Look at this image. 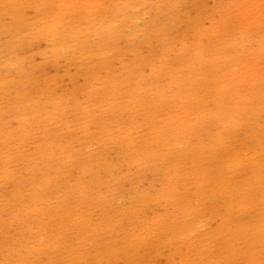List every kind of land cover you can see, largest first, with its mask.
<instances>
[{
    "label": "rangeland",
    "instance_id": "obj_1",
    "mask_svg": "<svg viewBox=\"0 0 264 264\" xmlns=\"http://www.w3.org/2000/svg\"><path fill=\"white\" fill-rule=\"evenodd\" d=\"M128 263L264 264V0H0V264Z\"/></svg>",
    "mask_w": 264,
    "mask_h": 264
},
{
    "label": "bare ground",
    "instance_id": "obj_2",
    "mask_svg": "<svg viewBox=\"0 0 264 264\" xmlns=\"http://www.w3.org/2000/svg\"><path fill=\"white\" fill-rule=\"evenodd\" d=\"M235 8V7H234ZM238 8V7H237ZM132 30V29H131ZM234 71V70H233ZM239 71V70H238ZM138 73V72H137ZM221 75V74H220ZM240 95V94H239ZM255 95V94H254ZM258 95V94H257ZM205 109V108H204ZM214 109V108H213ZM126 142V141H125ZM137 154V153H136ZM53 201V200H52ZM45 208V207H44ZM61 213V212H60ZM54 218V217H53ZM73 220V219H72ZM59 225V224H58ZM64 226V225H63ZM73 227V226H72ZM192 227V226H191ZM38 228V227H37ZM74 229H76V228H74ZM199 233V232H198ZM234 233V232H233ZM181 235V234H180ZM217 235V234H216ZM164 236V235H163ZM41 238V237H40ZM155 238V237H154ZM245 239V238H244ZM26 243V242H25ZM52 243V242H51ZM213 244V243H212ZM52 246V245H51ZM137 246H138V244H137ZM216 246V245H215ZM242 246V245H241ZM59 248V247H58ZM57 248V249H58ZM32 253V252H31ZM126 253V252H125ZM35 254V253H34ZM56 255V254H55ZM49 257V256H48ZM54 258V257H53ZM193 259V258H192ZM219 263H221V262H219ZM129 264V263H128ZM150 264V263H149Z\"/></svg>",
    "mask_w": 264,
    "mask_h": 264
}]
</instances>
